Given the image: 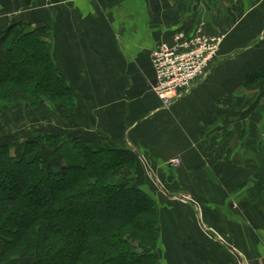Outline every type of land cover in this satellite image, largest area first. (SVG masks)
Listing matches in <instances>:
<instances>
[{"label":"crops","instance_id":"1","mask_svg":"<svg viewBox=\"0 0 264 264\" xmlns=\"http://www.w3.org/2000/svg\"><path fill=\"white\" fill-rule=\"evenodd\" d=\"M15 23L53 27L52 56L78 108L72 124L56 108L57 128L20 100L0 136L63 129L130 148L147 163L140 186L160 205L167 264H264V126L244 104L254 99L244 82L264 67V0H0V36ZM198 29L224 42L206 77L165 108L151 50Z\"/></svg>","mask_w":264,"mask_h":264},{"label":"trees","instance_id":"2","mask_svg":"<svg viewBox=\"0 0 264 264\" xmlns=\"http://www.w3.org/2000/svg\"><path fill=\"white\" fill-rule=\"evenodd\" d=\"M52 28L15 23L0 36V118L20 99L36 110L52 103L75 121L78 101L53 59ZM260 80L264 67L244 83ZM254 104L264 120V93ZM137 156L63 129L0 136V264H160V205L126 173Z\"/></svg>","mask_w":264,"mask_h":264},{"label":"built area","instance_id":"3","mask_svg":"<svg viewBox=\"0 0 264 264\" xmlns=\"http://www.w3.org/2000/svg\"><path fill=\"white\" fill-rule=\"evenodd\" d=\"M224 39V34H207L198 29L192 35L181 32L174 42L160 43L151 50L153 89L163 107L169 108L190 94L194 83L206 77ZM171 163L179 166L180 158Z\"/></svg>","mask_w":264,"mask_h":264},{"label":"rangeland","instance_id":"4","mask_svg":"<svg viewBox=\"0 0 264 264\" xmlns=\"http://www.w3.org/2000/svg\"><path fill=\"white\" fill-rule=\"evenodd\" d=\"M14 54L11 53V54H7L6 55V58L10 59V57H12ZM18 62V60L16 61ZM12 63V62H11ZM7 65H10V64H7ZM15 64H12V66H14ZM11 66V65H10ZM254 72L250 73L249 75L253 74ZM259 79V78H258ZM253 83V82H251ZM250 83V84H251ZM250 91H246V93L248 94V96H251V97H254V99L252 100V103L251 101H248V102H245L244 104L245 107H249V106H254L256 104H254V101L255 100H259V96L264 93V82L263 81H258L257 83H254L252 87H249ZM20 101V99L17 100V103ZM49 104H52V103H48L46 104L47 106L44 107V108H41V109H37L36 112L32 113V116L37 119V123L39 125H44V126H49L52 122H54V127H57L59 128L58 124L60 123L61 124V120H60V117L62 116L61 114L57 113V109H56V106L55 105H49ZM57 110V111H56ZM32 117H29V119H26L23 121V123H21V125L23 124L24 125V130H27L28 128L31 127V123L33 122L32 121ZM260 119L258 118V121ZM35 121V122H36ZM60 121V122H59ZM262 123V126L264 125V120H261L259 121V124ZM261 127V125H260ZM235 131V130H234ZM256 143L258 142V138L255 139ZM258 147V146H257ZM258 152V151H257ZM139 156V155H138ZM137 156V157H138ZM140 157V156H139ZM138 157V160H139V163H140V167L137 165L136 167V171L133 172L132 169L128 166L127 169H126V173L129 175V178L130 180L133 181V183H135L134 185H137V186H140L142 184H144L145 182L143 181V178H141L139 180V173H141V165H143V162L141 161L142 159ZM255 158L257 159L258 158V155H255ZM129 168V169H128ZM141 187V186H140ZM162 189V188H161ZM157 254L159 256V261H160V264H167V262L164 260V257H163V254H162V246H161V243H160V247L159 249L157 250ZM17 264V263H16Z\"/></svg>","mask_w":264,"mask_h":264},{"label":"water","instance_id":"5","mask_svg":"<svg viewBox=\"0 0 264 264\" xmlns=\"http://www.w3.org/2000/svg\"><path fill=\"white\" fill-rule=\"evenodd\" d=\"M141 158H142V160L146 163V161L144 160V158H143L142 156H141ZM146 165H147V163H146ZM182 198H184V197H182ZM190 200L193 201L194 203H196L194 198H191ZM224 242H225V241H224ZM225 243H226V245H227L230 249H232V251L235 250L234 247H233L232 245L228 244L227 242H225Z\"/></svg>","mask_w":264,"mask_h":264}]
</instances>
